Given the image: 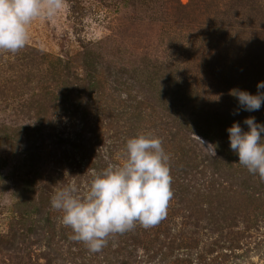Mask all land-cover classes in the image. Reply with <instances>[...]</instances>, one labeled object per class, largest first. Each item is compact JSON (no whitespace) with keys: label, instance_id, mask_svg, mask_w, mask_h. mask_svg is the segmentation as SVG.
I'll use <instances>...</instances> for the list:
<instances>
[{"label":"rangeland","instance_id":"obj_1","mask_svg":"<svg viewBox=\"0 0 264 264\" xmlns=\"http://www.w3.org/2000/svg\"><path fill=\"white\" fill-rule=\"evenodd\" d=\"M29 35L0 51V264H264V180L227 131L264 123L230 94L264 81V0H64ZM147 132L169 156L166 215L92 252L51 197L84 195Z\"/></svg>","mask_w":264,"mask_h":264},{"label":"clouds","instance_id":"obj_2","mask_svg":"<svg viewBox=\"0 0 264 264\" xmlns=\"http://www.w3.org/2000/svg\"><path fill=\"white\" fill-rule=\"evenodd\" d=\"M64 0H0V51L15 53L27 45L29 26L36 18H54ZM240 109L253 112L264 104V81L257 84V93L233 89ZM234 122L227 131L230 148L253 175L264 180V123L255 117ZM200 138V137H199ZM203 147L215 157L217 144L205 142ZM127 158L122 164H109L94 172L89 189L78 194L75 184L55 192L51 206L60 210L62 223L74 233L72 239L83 241L90 251L99 252L112 233H123L137 222L145 228L164 218L173 195L169 156L162 141L151 132L126 141Z\"/></svg>","mask_w":264,"mask_h":264}]
</instances>
